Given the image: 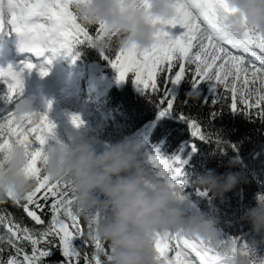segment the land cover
<instances>
[{"label":"snow or ice","instance_id":"6c2138e0","mask_svg":"<svg viewBox=\"0 0 264 264\" xmlns=\"http://www.w3.org/2000/svg\"><path fill=\"white\" fill-rule=\"evenodd\" d=\"M88 0H0V32L15 33L24 37L21 51L51 63L59 55H70L76 45L87 44L95 47L97 40H105L107 49L101 50L117 73V82H123L129 73L134 75V83L142 89L160 91V76L164 75V98L167 107L160 115L171 111L174 97L170 87L179 85L191 72V84L195 89L202 82H211L213 92L222 86L230 94L228 105L233 112L243 111L251 115V109L259 108L257 115L264 119V40L254 33L245 32L237 44H231L222 37L223 26L218 10L231 13L234 9L225 6V0H172L175 17L161 21L165 30L157 34V43L145 51L134 47L121 48L119 37L111 34L105 37L103 25L97 26L95 33L82 25L75 12V5ZM146 8V0H142ZM156 22V21H153ZM177 29L178 34L173 30ZM115 38V39H114ZM116 45L114 49L113 46ZM258 50V51H257ZM115 51V57L104 53ZM250 54L253 59H245L236 53ZM75 59V57L73 58ZM257 61L259 64H257ZM189 66H194L191 68ZM37 66L21 63L17 68L9 65L0 68V83L6 86L5 99L16 102L23 93L21 73L31 72ZM178 68L173 73V70ZM40 77L48 75L41 65ZM222 99V97H220ZM213 104L217 101L213 100ZM242 106V108L240 107ZM183 119V116L180 117ZM72 123L79 126L78 116H72ZM54 125L46 114H36L35 119H27L17 124L13 112L0 119V153L11 142L25 146L28 158L25 172L34 179L35 187L24 200L17 201L9 194L5 202L21 208L23 212L41 228H29L16 222L9 214H0V227L5 234L0 235V246L9 245L14 255L6 262L0 255V264H46L49 258L59 252L61 260L51 264H80L81 251L74 241L85 239L80 218L72 209V193L68 184L52 183L43 174V154ZM192 135L202 138L200 128L189 121ZM152 167L164 170L174 192L181 196L183 172L179 160H167L158 155L149 158ZM198 195H206L198 192ZM181 198H183L181 196ZM44 214L49 215L45 223ZM87 231L91 225L85 223ZM25 242L31 248L25 251ZM89 255L84 254V264H100L99 257L106 255L103 245L96 242ZM158 264H219V258L202 241L189 240L179 234L157 235L154 243ZM5 250L0 247V254ZM195 255V261L191 258Z\"/></svg>","mask_w":264,"mask_h":264},{"label":"clouds","instance_id":"9594fccd","mask_svg":"<svg viewBox=\"0 0 264 264\" xmlns=\"http://www.w3.org/2000/svg\"><path fill=\"white\" fill-rule=\"evenodd\" d=\"M225 6L234 9L217 13L225 41L237 44L246 31L264 40V0H225ZM74 8L82 25H103L105 37L116 34L121 48L141 52L157 43V34L165 30L161 21L175 17L172 0H146V8L142 0H88ZM23 40L19 37L20 44ZM95 48L106 50V41L97 40ZM13 113L17 124L38 114L31 98L18 99ZM27 163L24 145L11 142L0 153V203L9 194L22 201L34 189L33 177L25 172ZM233 166L230 161L229 167ZM43 174L52 183L69 185L73 212L91 225L86 241L91 248L96 242L103 245L106 255L99 257L100 264H158L154 248L158 234L202 241L219 258V264H249L245 246L221 240L211 216L188 215L187 198L174 192L167 173L146 172L125 141L97 153L91 143L77 140L66 145L53 137L45 145ZM242 179L239 173L218 176L204 172L195 186L222 199ZM243 219L264 243V198L258 196L256 206L247 209Z\"/></svg>","mask_w":264,"mask_h":264},{"label":"trees","instance_id":"16d2710c","mask_svg":"<svg viewBox=\"0 0 264 264\" xmlns=\"http://www.w3.org/2000/svg\"><path fill=\"white\" fill-rule=\"evenodd\" d=\"M96 28L89 30L94 34ZM109 54L115 57V51L104 53ZM71 55L78 61L99 65L111 82L104 93L95 96L90 104L92 110L108 114L124 136L145 134L160 156L170 161L179 160L184 181L181 196L191 201L200 213L211 216L216 221L217 232L222 231L227 239L242 238V246L248 249L249 263L256 257L264 258L261 237L254 235L250 223L243 219L245 211L256 206L257 197L264 198V119L255 112L246 115L243 111H231L228 94L220 92L212 96L201 85L194 89L189 76L179 85L170 87L174 105L161 116L160 112L167 107L166 102L160 103L164 98L163 74L159 78L160 91H146L133 84L130 76L117 85L108 60L93 46L76 45ZM194 96L197 99L193 100ZM213 100L217 102L213 104ZM189 121L200 128L202 138L192 135ZM230 161L233 167H229ZM204 172L218 176L239 173L243 179L224 193L222 199L213 198L211 193L200 197L196 195L200 189L195 181ZM5 210L23 226L42 227L10 202L0 203V214H5ZM43 218L47 223L49 215L44 214ZM59 260L61 256L57 251L48 262Z\"/></svg>","mask_w":264,"mask_h":264},{"label":"rangeland","instance_id":"374dc122","mask_svg":"<svg viewBox=\"0 0 264 264\" xmlns=\"http://www.w3.org/2000/svg\"><path fill=\"white\" fill-rule=\"evenodd\" d=\"M174 33L178 34V30L174 29ZM15 39V40H14ZM19 36L15 33L7 34L5 32H0V68H7L9 65L17 68L21 63H33L37 67L35 70L33 69L31 72L27 70L21 73V79L23 81V93L19 97V99L31 98L33 101V109L34 111L40 114H46L48 120L55 126L53 129L52 135L48 138L47 143L53 142V137L55 139L60 140L64 144L68 145L72 141L81 140L84 142H90L94 144L99 150H104L112 145L125 141L129 145L135 139L145 138V146L146 148L138 149V144L131 147H136L135 155L138 156L140 163L143 169L146 172L152 173L156 170L152 167L149 158L153 155L160 156L155 147L149 142L147 136L145 134H139L134 137H126L122 134V132L117 129L114 122L111 120V117L108 114H99L97 110H92L90 104L93 103L95 96L97 94L104 93L110 86L111 82L109 79L105 77L103 72L101 71L99 65L95 63H86L84 61H78L77 58L70 55H59L56 58L51 59V63H45L44 60L35 58L34 60L28 59V52L19 53L16 49V43H19ZM258 51V50H257ZM238 55H242L245 59H253L250 54H246L243 52L236 53ZM31 55V54H30ZM31 57V56H30ZM65 62L66 70L68 69V76L62 77L60 79H56V84L53 80V75L50 73L54 67H57L62 70L61 61ZM257 64L259 62L257 61ZM43 66L44 70L48 72L47 76L41 78L38 74L40 66ZM190 69L194 68V66H189ZM178 70V68L173 70V73ZM112 73L114 75V80L117 85L123 83L128 76H130L131 82L134 83V75L129 73L123 82H117V73L112 68ZM70 74L79 75L76 89L70 91L67 89V83L71 81L69 77ZM165 74H163L164 77ZM186 76L192 79L191 72H189ZM102 78L108 80V82H102ZM94 80H99L98 82H94ZM36 83L40 86V91H44L46 99L42 96L41 92L38 94L35 92ZM74 83V82H73ZM137 87H141L135 84ZM201 85L205 90L212 93V96L216 95V93H225V90L222 86L218 87L213 92V84L211 82H202ZM37 94V95H35ZM6 95V86L0 83V119L6 117L9 113L13 112L14 106L16 102H8L5 99ZM230 97V94H228ZM44 97V98H43ZM42 99V100H41ZM242 108V106H240ZM260 111L259 108L251 109V112L258 113ZM57 112V113H56ZM72 116H78L80 119L79 126H76L72 123ZM60 118V119H59ZM58 130V131H57ZM57 135V136H56ZM133 149V148H131ZM156 153H155V152ZM142 156L145 158L143 161ZM161 158L165 159L163 156ZM148 159V160H147ZM168 160V159H167ZM198 192H202L200 190L196 191V195ZM188 203V215L200 213L195 205L187 199ZM81 227L84 228L85 235L87 233V226L85 222L80 219ZM5 228H0V235L5 234ZM219 238L221 240H229L227 239L222 231L218 232ZM238 244L243 245L242 238L233 240ZM74 244L77 246L78 250L81 251V261L80 264H84V254L87 252L89 255L93 251V248L88 246L84 248L82 245V241L77 239L74 241ZM0 247H4L2 258L8 259L9 256L14 255V251L11 249L9 245H3ZM25 251L29 254L31 253V248L27 243L24 244ZM59 253V252H58ZM191 258L195 261L197 258L195 255H192ZM49 258H46V264H50L48 262ZM249 264H264V258L256 257L254 261Z\"/></svg>","mask_w":264,"mask_h":264},{"label":"bare ground","instance_id":"6f19581e","mask_svg":"<svg viewBox=\"0 0 264 264\" xmlns=\"http://www.w3.org/2000/svg\"><path fill=\"white\" fill-rule=\"evenodd\" d=\"M15 40V39H14ZM17 45H16V49H17V51L19 52V53H25V51H21V45H20V42L19 43H16ZM29 57H28V59H30V60H34L36 57L35 56H33L32 54L30 55V53H29V55H28ZM31 56V57H30ZM60 66H62V70L61 69H59V68H57V67H54V69L50 72L52 75H53V80H54V83L53 84H56L57 82H56V79H60V78H62L63 76L64 77H67L69 74H68V69L66 70V67H65V62L62 60L61 61V64H59ZM34 70H35V68H34ZM70 78H71V81L69 82V83H67V89H69L70 91H74L75 89H76V86H77V82H78V77H79V75H74L73 76V74H70V76H69ZM99 80H94V82L96 83V82H98ZM74 82V83H73ZM102 82H108V80L107 79H105V78H102ZM35 92L38 94H35V95H37L38 97L40 96L39 95V93L41 92V94H42V96H44L45 97V99H46V96H45V93H44V91H40V86H39V84H37L36 83V88H35ZM43 97V98H44ZM42 100V99H41ZM46 101H47V99H46ZM57 113V112H56ZM60 119V118H59ZM58 131V130H57ZM57 136V135H56ZM145 138H140V139H135V140H133L131 143H130V146H135L136 144H138L137 146H138V149L140 150V148H143L142 150H144L145 148H146V146H145ZM73 143H75V141H72V142H70L68 145H71V144H73ZM88 143H90V142H88ZM92 144V143H91ZM94 145V144H93ZM95 146V145H94ZM98 148H100V146H98V147H96L95 146V150H96V152L97 153H99L101 150H99ZM131 148H133L132 149V151L134 152V154H135V151H137L136 150V147H131ZM100 149H102V148H100ZM105 150V149H104ZM137 157V159L139 160V158H138V156H136ZM142 159H143V161L145 160V158L142 156ZM148 160V159H147Z\"/></svg>","mask_w":264,"mask_h":264}]
</instances>
